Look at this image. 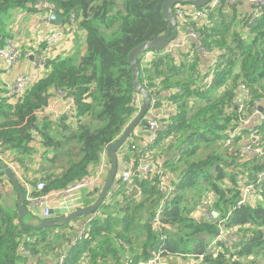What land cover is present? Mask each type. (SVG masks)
<instances>
[{
	"label": "trees",
	"instance_id": "1",
	"mask_svg": "<svg viewBox=\"0 0 264 264\" xmlns=\"http://www.w3.org/2000/svg\"><path fill=\"white\" fill-rule=\"evenodd\" d=\"M37 1L0 0V46L13 38L9 28L14 12H35ZM45 1L53 5L64 25H70L72 33L76 31L75 47L82 43L79 32L86 33L83 46L87 51L48 61L47 76L16 103L5 100L0 89V150L4 155L16 154L33 189L41 180L46 184L44 193H52L89 175L100 163V153H106L130 126L138 112L133 105L138 94L129 56L138 46L165 35L168 20L163 10L166 0ZM239 9L222 2L212 10L206 25L190 23L202 35V46L217 55L210 67L211 82L192 79L193 74L205 79L197 53L193 56L194 41L178 53L147 51L137 59L140 84L149 93L180 89L171 97L176 112L152 154V160L178 182L162 227L153 224L162 201L158 176L151 181L137 177L130 186L119 182L113 187L112 197L97 209L75 246L73 239L87 222L74 237H70V223L40 230L26 225L41 221L30 210L23 224L18 214L19 192L11 184L15 191L12 204L6 202L12 196L0 189V264H56L62 256L63 264H140L149 262L151 252L159 249L168 262L174 255L193 253L205 256L202 264L264 260V186L239 206L243 181L251 179L257 184L258 174L264 172V155L244 151L250 142V127L241 125L243 115L232 108L237 88L243 84L264 108V8L253 23ZM152 52L155 55L147 65L144 59ZM59 90L75 96L76 119L67 114L55 120L37 116ZM254 104H247L245 114ZM139 127L149 134L145 119ZM36 133L39 141L33 137ZM258 135L256 146L263 150L264 121ZM38 150L41 158L36 171L32 166ZM27 161L32 165L26 166ZM4 175L0 168V178ZM22 187L29 209L27 188L23 183ZM99 192L90 196L89 205ZM229 227L237 232L216 244L217 234ZM22 250L29 255L24 256Z\"/></svg>",
	"mask_w": 264,
	"mask_h": 264
},
{
	"label": "built area",
	"instance_id": "2",
	"mask_svg": "<svg viewBox=\"0 0 264 264\" xmlns=\"http://www.w3.org/2000/svg\"><path fill=\"white\" fill-rule=\"evenodd\" d=\"M241 0H213L209 4L204 5L202 8H197L194 5L190 4H177L173 7L175 16L178 21L179 34L183 28H186L185 34L179 37L177 43H173L165 50L169 53H178L182 46L188 45L191 41H194L196 46L194 49L193 56L198 55L199 65L200 60L204 57L211 55V52L205 47L202 46V35L195 31L191 26V22H197L202 27L204 22L208 20L211 15V12L214 8L220 7L222 2H225L226 5H238ZM252 4L254 7L252 14L249 15L250 23L256 21L260 16L264 8V0H245ZM34 10L40 18V23L47 30L51 31L47 42L49 45L55 44L57 40H63L67 38L72 30L70 25L63 29L54 30L52 28L53 23L50 21V15L54 12V7L49 2L45 0H39L34 5ZM76 31L74 30L73 34ZM182 38V41L180 39ZM19 42L14 39H8L5 41V44L0 46V60L3 62L7 70H11L13 66L16 65L21 59H26L30 62L32 67V72L29 74H22L16 77V80L13 84L6 88L3 92L2 97L5 100H8L10 103H16L18 100L24 98V96L32 89V86L39 80L47 76L49 69H47V62L50 61L49 55L46 52L41 51L40 49H34V51H22L19 47ZM164 52V51H163ZM155 53H149L144 59L145 64H149L152 60V56ZM214 64L210 67H213ZM210 67L203 70L202 74L205 79H200L198 74H193L192 79L195 82L205 83L206 81L211 82L214 78L213 70H210ZM180 92L179 88L168 89L167 91L161 90H152L150 92V107L149 111L145 117V123L148 125V137L146 140H138L139 129L138 127L129 137L126 144L118 152V162H119V172L115 178V186H119V182L132 185L135 182L134 179L140 177L143 180L151 181L155 176L159 177V192L161 194V203L157 209V212L154 216L153 224L156 228H161V221L163 219V214L167 206L172 202L177 194V180L174 175L166 172L162 169V164H158L152 160V154L154 153L153 147L157 145L159 135L165 133L169 125L170 114L168 108H173L176 106L174 101L171 99V103L168 98H171L174 94ZM224 92V89H222ZM164 96V98H163ZM168 99V100H167ZM255 104L251 107L249 113L245 114L247 104L250 102ZM234 106L240 115L241 125L250 127L249 140L244 147V151L248 153H254L259 156L264 155V149L257 147L258 144V133L259 125L263 124L264 113L262 110V105L260 102H257L252 99L250 89L245 85H239L237 88V99L234 101ZM133 105L138 109L137 115L142 110V98L138 94V97L134 99ZM78 111V106H76L75 96H69L63 90H59L55 93L54 100L51 105L45 110L36 112L37 116L49 115L54 120L59 119L63 114H67L70 118L76 119ZM136 115V116H137ZM35 141H39L40 137L36 133L33 135ZM107 153V152H106ZM106 153H100V163L96 168H94L89 175L81 178L76 181L74 184L68 186L64 190L44 193L46 189V184L39 180L37 188L33 189L28 180L24 177V166L17 161L15 155L14 159H9L7 165L12 172L14 173L17 180L20 183L24 184L27 188V202H29V210L34 214L41 209L39 218L41 220H48L51 217V211L60 207H55L57 204L64 203L66 209L69 212H76V210L86 208L90 206L88 204V198L94 194L97 189H102L106 183V179L109 176L111 164L109 162V157ZM9 154H3L0 150V160L8 158ZM35 157L41 158V152L36 153ZM26 166H31L30 162H25ZM257 184L252 182L251 179H245L241 188V193L243 197V202L239 204H245L248 201H251L256 195L257 191L264 186V172L258 174ZM4 183L7 182V177L1 176L0 178V188L4 187ZM113 190V189H112ZM34 192H38L39 195L34 197ZM112 192V191H111ZM100 193V192H99ZM112 197L111 193L107 199V202ZM37 216V217H38ZM96 215L90 216L87 224L79 231L78 236L73 239V246L76 245L80 236L85 233L87 225L94 220ZM237 232V229L234 227H229L226 230H221L215 237V243L226 242L228 236H232ZM164 250H154L151 252L152 259L146 263L140 264H161L164 262L163 258ZM24 256L29 255L25 250L21 251ZM180 258H188L194 264H202L204 261V255L190 254V255H174ZM172 256V257H174ZM64 257H60L56 264H63ZM165 264H168L166 262Z\"/></svg>",
	"mask_w": 264,
	"mask_h": 264
},
{
	"label": "water",
	"instance_id": "3",
	"mask_svg": "<svg viewBox=\"0 0 264 264\" xmlns=\"http://www.w3.org/2000/svg\"><path fill=\"white\" fill-rule=\"evenodd\" d=\"M213 0H166L163 5L164 15L168 20V30L165 35L159 37L154 41L147 42V44H143L138 46L134 49L130 56L129 61L133 67L134 74H133V86L135 92L139 94L142 98V110L141 112L130 122V126L127 128L125 133L112 144L107 150V154L109 157V162L111 164L109 176L106 179V183L102 187L98 197L94 204L76 210V212H69L66 208H57L51 211V217L48 220H41L40 224L33 225V224H26L24 218L29 213V209L26 206L25 197H24V190L22 184L19 180L15 177L12 170L4 164L2 160H0V168L5 173L7 180L12 183L15 188L19 192V221L23 224L29 225L36 230H40L43 228H55L58 225L69 224L76 220L79 217H90L94 216L97 209L101 206L106 204L108 197L113 189L115 184V178L117 173L119 172V162H118V152L120 149L126 144L127 140L131 136V134L139 127L141 122L145 119L149 107H150V94L143 86H141L139 81L140 75V67H138L137 59L140 55L147 53V51H159L163 52L169 48V46L173 43H177L179 40V28H178V21L174 13L173 7L177 4H190L194 5L197 8H202L204 5L209 4ZM50 21L56 26H61L64 24V19L57 13L53 12L50 15ZM48 106V101H45V107ZM263 110V109H262ZM261 110V111H262ZM62 216V217H61Z\"/></svg>",
	"mask_w": 264,
	"mask_h": 264
},
{
	"label": "crops",
	"instance_id": "4",
	"mask_svg": "<svg viewBox=\"0 0 264 264\" xmlns=\"http://www.w3.org/2000/svg\"><path fill=\"white\" fill-rule=\"evenodd\" d=\"M237 7L241 8V10L244 14H247L248 16L252 14L254 7H252V4L248 1L241 0ZM14 18L11 20L9 31L12 33L11 39L17 40L19 42V47L22 51H34V49H40L43 52H46L49 55L50 61H53L57 58H66L70 56L71 54H74L76 51L80 50L82 51V55L86 54L87 49L85 46H83V43L85 45L86 43V33L84 31L79 32L80 42L75 47V34L72 33V31H69L70 33L67 34V38H63V40H57L55 44L49 45L47 42V38L50 35L49 30H47L45 27H43L40 23V18L36 12H31L29 10H20L14 12ZM65 27H68L67 25L62 24L61 26H56L53 24L52 28L54 30L63 29ZM185 31H187L186 28H183L180 31L181 37L185 34ZM8 40V39H7ZM182 41V38L180 39ZM75 48V49H74ZM153 57V55H151ZM217 61V55L215 53H211L208 57H204L202 60H200V65L205 69L209 68L213 64H215ZM32 67L29 61L26 59H21L19 62L16 63L15 66L11 70H7L3 62L0 60V89L4 92L7 87H9L11 84H13L16 80V77L22 74H29L32 72ZM49 73V72H48ZM2 92V93H3ZM164 98V96H163ZM170 103L172 98H168ZM167 99V100H168ZM173 100V99H172ZM53 100L49 101V104H52ZM262 112L264 113V108L262 107ZM169 112L170 117L169 120L172 117V113L176 112V106H173V108H168L167 113ZM0 117V122H1ZM148 137V133L145 132L143 129H139V137L138 140H146ZM38 152H41L38 150ZM8 158L1 159L4 163H7L9 159H14L15 155L14 153H8ZM17 157V156H16ZM40 159L38 157L34 156L33 161V169L37 171V169L40 167L39 164ZM30 171V170H29ZM33 173V172H31ZM25 176V175H24ZM38 174L36 175L37 178ZM30 178L34 179L33 174L29 176ZM12 183H4V187H1L0 189L6 193L7 196H12L9 199L15 200V191L13 189ZM90 201V197L88 198V202ZM66 205L64 203L57 204L55 207L66 208ZM41 209L34 213V215L37 217L40 215ZM39 217V216H38ZM37 217V218H38ZM62 217V216H61ZM87 217V216H85ZM89 218L85 219L84 217L79 218V220H76L72 223H70V226L73 228L70 232V237H74L78 230L87 222ZM87 224V223H86ZM85 224V225H86ZM168 262L167 260H164L163 263L165 264ZM190 260L188 258H180V257H171V261L168 262V264H189Z\"/></svg>",
	"mask_w": 264,
	"mask_h": 264
},
{
	"label": "rangeland",
	"instance_id": "5",
	"mask_svg": "<svg viewBox=\"0 0 264 264\" xmlns=\"http://www.w3.org/2000/svg\"><path fill=\"white\" fill-rule=\"evenodd\" d=\"M207 22H208V20L205 21L203 25H206ZM13 201H14V199L6 198V202H8L9 204L14 203ZM30 221H31V220H30ZM252 260H254L256 264H264V260H263V258H254V259H252ZM189 264H194V263H192V262L190 261Z\"/></svg>",
	"mask_w": 264,
	"mask_h": 264
}]
</instances>
